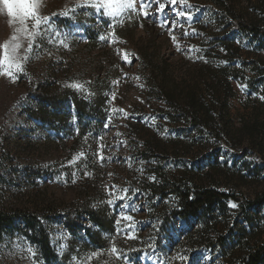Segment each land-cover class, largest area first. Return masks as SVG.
<instances>
[{"label": "rangeland", "instance_id": "1", "mask_svg": "<svg viewBox=\"0 0 264 264\" xmlns=\"http://www.w3.org/2000/svg\"><path fill=\"white\" fill-rule=\"evenodd\" d=\"M161 2L146 18L139 0L109 18L85 0H41L50 21L24 73L0 76V213L33 219L3 236L0 264H79L93 253L90 264H238L264 243V205L179 215L181 191L264 195V35L233 28L241 19L264 29V0ZM14 30L0 5V44ZM98 83L108 85L100 128L72 117V132L56 136L28 116L40 91Z\"/></svg>", "mask_w": 264, "mask_h": 264}, {"label": "trees", "instance_id": "2", "mask_svg": "<svg viewBox=\"0 0 264 264\" xmlns=\"http://www.w3.org/2000/svg\"><path fill=\"white\" fill-rule=\"evenodd\" d=\"M233 28L236 31L244 34H250L254 36L264 35V29H260L255 25L248 23L244 20H238L233 23ZM103 84V83H102ZM98 83L99 88L92 89L88 93L79 94L73 91L63 92H49L40 91L39 94L34 98L35 109H31L28 116L35 122H39L46 125L52 130L56 136L66 137L71 131L69 120L72 117L79 120L77 121L78 126L81 128H88L90 125L96 124L100 128V116L103 115L102 110L105 108V93L108 90V85H102ZM86 117L92 121L81 118ZM92 123V124H91ZM181 201L183 203V209L179 213L180 216L185 217L187 214H197L200 210L211 209V207L220 201H233L241 207H260L264 205V195L257 197L252 202H246L240 197L227 194L224 192H218L212 189H195L192 191L193 197L190 200L189 193L180 192ZM88 218L98 228L106 230L107 223L105 217L100 212H86ZM24 222L28 225L33 220L27 215L22 214H6L0 213V241L6 234L12 236L16 229V220ZM44 245L48 247L47 238L45 235H40ZM89 243L92 246H98L102 241L94 235L90 236ZM264 260V243L260 245L253 253H251L246 259L242 260L238 264H260Z\"/></svg>", "mask_w": 264, "mask_h": 264}, {"label": "snow or ice", "instance_id": "3", "mask_svg": "<svg viewBox=\"0 0 264 264\" xmlns=\"http://www.w3.org/2000/svg\"><path fill=\"white\" fill-rule=\"evenodd\" d=\"M178 2L181 5H184L186 0H168V3L172 5H175ZM152 3L158 5L155 9L157 13L163 12L166 7V4L161 2V0H139L140 15L145 18L148 17L151 14L149 10ZM0 5H2V9L7 14L9 26L15 25L13 34L8 40L0 44V76L9 79L11 82H15L19 74L24 73L25 64L30 58L29 54L33 50L35 38L40 34L39 30L41 29V26L49 24L50 17L41 15V0H0ZM79 6L92 7L97 11L102 10L105 16L109 18H117L125 10H135L137 0H85V3ZM73 11L74 9H69L63 12L62 15L69 16ZM177 15L191 19L190 14L183 11L178 12ZM111 35L114 37L115 33L113 32ZM172 38L175 42V37L173 36ZM100 39L103 40L104 37L102 36ZM23 41H26V46ZM123 58L127 60V53L124 54ZM67 86L78 91L83 90V85L77 82ZM261 99L264 100V97H261ZM80 155L82 156L83 154ZM100 159H103L102 153L100 154ZM124 192L125 195L118 197L119 199L126 198L127 191L124 190ZM109 203H112V201H109ZM230 207L236 208L238 205L230 203ZM122 219L131 221L132 217L123 216ZM129 226L131 227V225ZM128 238L131 239L133 237L129 236ZM28 251L32 253L31 248H29ZM110 251L113 255H116L118 250L113 247ZM97 255V253H93L84 261H80L79 264H90V261ZM116 258L119 259V255H117ZM181 259L183 258L181 257Z\"/></svg>", "mask_w": 264, "mask_h": 264}]
</instances>
